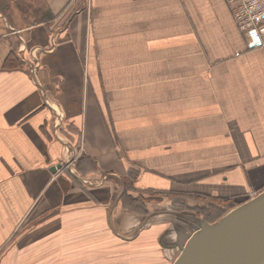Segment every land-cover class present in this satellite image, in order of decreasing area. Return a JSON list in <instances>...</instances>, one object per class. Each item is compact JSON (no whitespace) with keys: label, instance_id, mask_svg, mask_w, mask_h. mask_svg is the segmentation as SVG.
<instances>
[{"label":"crops","instance_id":"0c3cea01","mask_svg":"<svg viewBox=\"0 0 264 264\" xmlns=\"http://www.w3.org/2000/svg\"><path fill=\"white\" fill-rule=\"evenodd\" d=\"M249 41L230 0H0V264L91 248L113 218L172 264L178 213L262 191L264 44ZM29 216L53 238L14 258Z\"/></svg>","mask_w":264,"mask_h":264},{"label":"water","instance_id":"95a60500","mask_svg":"<svg viewBox=\"0 0 264 264\" xmlns=\"http://www.w3.org/2000/svg\"><path fill=\"white\" fill-rule=\"evenodd\" d=\"M178 215L187 232L175 244L179 254L172 264H264V189L212 222Z\"/></svg>","mask_w":264,"mask_h":264},{"label":"rangeland","instance_id":"374dc122","mask_svg":"<svg viewBox=\"0 0 264 264\" xmlns=\"http://www.w3.org/2000/svg\"><path fill=\"white\" fill-rule=\"evenodd\" d=\"M209 204H208V203ZM198 201V206L193 208L196 209V213L200 216L201 214L204 215V219H207V214H210V210L212 206L214 205L212 202L209 201ZM223 204V203H222ZM128 205H131V203L128 202ZM208 205V206H206ZM212 205V206H209ZM203 206H206V211H203ZM131 210V209H129ZM202 210V211H201ZM230 210V209H229ZM133 211V210H131ZM129 211V212H131ZM201 211V212H200ZM228 211V210H227ZM226 211V212H227ZM225 212V213H226ZM224 213V214H225ZM223 214V215H224ZM218 213L214 214L212 217H216ZM220 218V217H219ZM217 218V219H219ZM216 219V218H215ZM216 219V220H217ZM28 226H27V233H17L13 237V242L14 241H22L19 247H15L12 249V255L13 257L21 256V252H24L25 250L21 251L22 246L25 244L28 245V250H27V257H36V245L35 241L37 240V236H43L45 241L47 240H52L53 235L51 232L52 229V222L48 223V225L45 227H37L35 226L36 224H39L42 222L44 219L42 217L34 218L29 216L27 218ZM119 220V218H118ZM209 221V220H208ZM215 221V220H214ZM116 228L119 230V224L116 223V219L113 218L109 223L108 226L106 227L107 230V238L104 237V234H102V239L100 242H97L99 238V234H92V246L91 248H81V249H75V257L83 258L81 264H84V262L91 260V264H162L164 262L163 256L159 255H154L152 252V249L149 250L150 248L146 249L147 247H132L130 241L123 240L122 238L119 237V235L116 232ZM40 230L41 233L37 234V231ZM106 233V232H104ZM127 236L125 237H131V233H126ZM23 235H25L23 237ZM23 237V238H22ZM104 239H107V248L104 247H98L100 244L104 245ZM40 240V239H38ZM48 247V246H47ZM44 247L43 252H44V257H48V259H51V257L59 256L61 258H64L65 261H68V258L66 256H69L70 253H73L74 251H70L69 249L66 248H58L57 249H52V246H49V248ZM42 251V250H41ZM63 256V257H62ZM44 261V263H37V264H48L47 260ZM104 260L105 262L99 263V260ZM78 262V261H77ZM80 262L76 264H80ZM19 264V263H18ZM28 264H36L34 260L29 261ZM53 264V263H52ZM62 264V263H61ZM67 264V263H63Z\"/></svg>","mask_w":264,"mask_h":264},{"label":"built area","instance_id":"2783aa9c","mask_svg":"<svg viewBox=\"0 0 264 264\" xmlns=\"http://www.w3.org/2000/svg\"><path fill=\"white\" fill-rule=\"evenodd\" d=\"M238 27L249 37L250 45L264 44V4L262 0H230ZM74 161L71 160L72 163ZM65 168L67 166L65 165ZM257 192L252 190L251 196Z\"/></svg>","mask_w":264,"mask_h":264},{"label":"trees","instance_id":"16d2710c","mask_svg":"<svg viewBox=\"0 0 264 264\" xmlns=\"http://www.w3.org/2000/svg\"><path fill=\"white\" fill-rule=\"evenodd\" d=\"M15 53L14 50H12L8 56V61L7 64L10 65L11 60L16 61V58H14ZM13 57V58H12ZM6 64V65H7ZM79 162V161H78ZM126 182L128 183V181L126 180ZM127 185V190L123 193L122 195V200H123V205L125 207H130L131 210L137 209V205H139L141 202H137L136 199H134L133 194L130 193V186L129 184ZM128 202L131 203V205H128ZM214 205L212 206L211 210H210V214H207V219L209 221H214L217 218L221 217L227 210L231 209L233 207V203H229V204H224V202L221 201H213L212 202ZM223 203V204H222ZM141 206V205H140ZM135 207V208H134ZM203 211H206L205 209H202ZM201 210V211H202ZM200 211V212H201ZM218 213V215L216 217H212L214 216V214ZM216 218V219H215Z\"/></svg>","mask_w":264,"mask_h":264}]
</instances>
